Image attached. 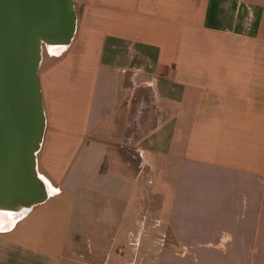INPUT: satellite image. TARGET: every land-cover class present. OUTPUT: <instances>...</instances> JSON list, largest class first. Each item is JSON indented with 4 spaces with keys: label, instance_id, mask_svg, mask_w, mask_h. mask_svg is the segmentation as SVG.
<instances>
[{
    "label": "crops",
    "instance_id": "1",
    "mask_svg": "<svg viewBox=\"0 0 264 264\" xmlns=\"http://www.w3.org/2000/svg\"><path fill=\"white\" fill-rule=\"evenodd\" d=\"M72 2L0 264H264V0Z\"/></svg>",
    "mask_w": 264,
    "mask_h": 264
},
{
    "label": "water",
    "instance_id": "2",
    "mask_svg": "<svg viewBox=\"0 0 264 264\" xmlns=\"http://www.w3.org/2000/svg\"><path fill=\"white\" fill-rule=\"evenodd\" d=\"M72 0H0V211L22 217L50 195L36 154L45 119L37 69L42 47L65 49Z\"/></svg>",
    "mask_w": 264,
    "mask_h": 264
},
{
    "label": "bare ground",
    "instance_id": "3",
    "mask_svg": "<svg viewBox=\"0 0 264 264\" xmlns=\"http://www.w3.org/2000/svg\"><path fill=\"white\" fill-rule=\"evenodd\" d=\"M50 52L55 53V51H58V48H49L48 49ZM18 215L16 214H11L9 212H3L0 211V228H3L4 226L8 224H13V222L17 219Z\"/></svg>",
    "mask_w": 264,
    "mask_h": 264
},
{
    "label": "rangeland",
    "instance_id": "4",
    "mask_svg": "<svg viewBox=\"0 0 264 264\" xmlns=\"http://www.w3.org/2000/svg\"><path fill=\"white\" fill-rule=\"evenodd\" d=\"M48 50L45 47H42L41 54H45ZM56 53V51H55Z\"/></svg>",
    "mask_w": 264,
    "mask_h": 264
}]
</instances>
